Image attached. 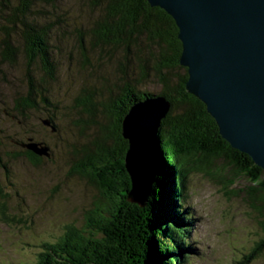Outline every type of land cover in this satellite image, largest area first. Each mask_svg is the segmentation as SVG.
<instances>
[{"label": "trees", "instance_id": "1", "mask_svg": "<svg viewBox=\"0 0 264 264\" xmlns=\"http://www.w3.org/2000/svg\"><path fill=\"white\" fill-rule=\"evenodd\" d=\"M42 1L52 4L55 0ZM34 2L17 0V4L11 6L9 0H0V59L12 63L20 52L27 71L28 66L40 63L52 74L49 49L52 45L48 41L52 38L48 34L52 23L41 19L45 12L33 9ZM75 2L88 13L86 37L84 26L76 27L84 62H89L87 53L92 49L99 58L105 56L107 70L99 75L98 87L94 85L100 92L83 89L75 99L77 114L81 116L76 119L78 130L89 137L85 131L96 125L97 132L82 147H74L72 154L80 159L72 168L77 167L78 173L90 177L109 200L95 202L94 207L86 211L82 227L66 224L59 237L42 241L34 259L9 264H182L192 250L189 232L193 213L184 203L191 173L209 175L212 181L221 184L228 196H232L233 189L228 187L233 185L235 177H247L250 186L238 192H244L245 201L264 234V171L249 155L231 147L220 135L205 104L186 91L187 68L179 63L181 41L173 18L147 0ZM77 13L84 18L79 10ZM98 62L104 64L100 59ZM149 81L160 86L157 93L141 88ZM29 83L27 96H19L14 102V110L22 117L25 109L37 104L32 78ZM104 92L106 99H93ZM153 96L165 97L170 107L158 128L156 183L146 205L141 207L127 199L131 187L124 167L128 142L121 134V120L136 101ZM41 101L49 104L43 96ZM99 106L105 119L114 118L110 123L98 120ZM54 119L53 116L48 118L53 130L58 129ZM3 138L23 147L19 155L31 165L41 164L44 156L23 146L28 142L0 136V169L5 174L9 172L6 157L14 156L3 146ZM30 139L46 146V156H52L46 142L28 135L27 140ZM217 160L232 164L234 175L229 177L222 169H214ZM84 162L82 166L80 163ZM7 200L0 184V222L24 224L18 208L10 210ZM254 247L248 259L264 258V236Z\"/></svg>", "mask_w": 264, "mask_h": 264}, {"label": "rangeland", "instance_id": "2", "mask_svg": "<svg viewBox=\"0 0 264 264\" xmlns=\"http://www.w3.org/2000/svg\"><path fill=\"white\" fill-rule=\"evenodd\" d=\"M16 4L17 0H9V5ZM33 6V9L45 12L42 20L52 23L48 33L52 36L48 39L52 45L49 47L52 74L46 72L40 63L28 66L27 71L20 52L12 63L0 59V136L32 142L27 140L28 135H32L47 143L52 156L43 155L39 166L31 165L23 155H19L23 147L2 139L3 146L14 157H6L9 172L5 174L0 169V184L8 198V208H18L25 223L0 222V264L34 259L42 241L59 237L66 224L82 227L86 211L92 209L95 202L109 200V196L102 194L100 186L97 188L90 177L78 173L77 167L72 168L73 163L80 159L72 154L74 147H82L97 132L96 125H91L85 131L89 137L80 133L76 119L81 116L77 114L75 99L83 89L100 92L97 88L99 75L107 70L106 58H99L97 52L89 49V62H84L78 48L76 27L83 25L86 37L88 13L81 10L75 0H55L52 4L35 0ZM77 10L85 19L78 17ZM98 59L104 64H100ZM30 76L37 104L25 109L22 117L14 110V102L19 96H27L31 87ZM141 88L157 93L160 86L149 81ZM42 96L49 104L41 101ZM106 97L104 92L93 99L101 101ZM50 116L55 118L53 121L58 129L53 130L50 123H44ZM97 116L99 121L107 123L114 119H105L100 106ZM80 164L85 166L86 163ZM214 166L229 177L234 175L229 162L217 160ZM187 186L188 197L184 203L193 213L189 232L192 250L183 258L182 264H241L240 261L243 264H264V258L248 259L256 242L264 236L255 214L245 201L244 192H238L250 186L249 179L235 177L233 185L228 187L233 189L232 196L225 194L221 184L203 173H191Z\"/></svg>", "mask_w": 264, "mask_h": 264}, {"label": "water", "instance_id": "3", "mask_svg": "<svg viewBox=\"0 0 264 264\" xmlns=\"http://www.w3.org/2000/svg\"><path fill=\"white\" fill-rule=\"evenodd\" d=\"M168 13L181 41L185 88L200 99L220 135L264 171V0H147ZM170 104L163 96L136 101L121 120L128 147L127 199L143 207L158 169L157 135ZM44 123L48 124V121ZM37 155L47 147L23 144Z\"/></svg>", "mask_w": 264, "mask_h": 264}, {"label": "bare ground", "instance_id": "4", "mask_svg": "<svg viewBox=\"0 0 264 264\" xmlns=\"http://www.w3.org/2000/svg\"><path fill=\"white\" fill-rule=\"evenodd\" d=\"M31 140V139H30ZM160 145V144H159Z\"/></svg>", "mask_w": 264, "mask_h": 264}]
</instances>
